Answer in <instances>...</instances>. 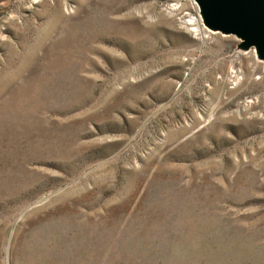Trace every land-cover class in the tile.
I'll use <instances>...</instances> for the list:
<instances>
[{
  "label": "rangeland",
  "instance_id": "rangeland-1",
  "mask_svg": "<svg viewBox=\"0 0 264 264\" xmlns=\"http://www.w3.org/2000/svg\"><path fill=\"white\" fill-rule=\"evenodd\" d=\"M196 17L0 0V264H264V67Z\"/></svg>",
  "mask_w": 264,
  "mask_h": 264
},
{
  "label": "water",
  "instance_id": "water-1",
  "mask_svg": "<svg viewBox=\"0 0 264 264\" xmlns=\"http://www.w3.org/2000/svg\"><path fill=\"white\" fill-rule=\"evenodd\" d=\"M202 26L209 32L234 36L252 48L264 63V0H194Z\"/></svg>",
  "mask_w": 264,
  "mask_h": 264
},
{
  "label": "bare ground",
  "instance_id": "bare-ground-1",
  "mask_svg": "<svg viewBox=\"0 0 264 264\" xmlns=\"http://www.w3.org/2000/svg\"><path fill=\"white\" fill-rule=\"evenodd\" d=\"M189 2H190V5H191V7H192V9L195 11V13H196V15H197V10H198V17H199V19H200V14H199V8L195 5V2H194V0H189ZM197 7V8H196ZM199 19L196 17V18H190L189 20H188V22H187V24H186V26L187 27H192V25L194 24V23H197L198 25H199ZM200 21H201V19H200ZM198 28V27H197ZM192 30H193V28H192ZM192 30H189L191 33L193 32ZM242 48H244V50H248V49H250V48H245V47H242ZM254 55H255V59L258 61V62H261L262 64H263V67H264V63H263V61H262V59L259 57L260 55H259V53L257 52V51H255L254 52ZM238 113V112H237ZM236 113V114H237ZM238 116V115H237Z\"/></svg>",
  "mask_w": 264,
  "mask_h": 264
},
{
  "label": "built area",
  "instance_id": "built-area-1",
  "mask_svg": "<svg viewBox=\"0 0 264 264\" xmlns=\"http://www.w3.org/2000/svg\"><path fill=\"white\" fill-rule=\"evenodd\" d=\"M199 25L202 26V25H201V22H199ZM202 28H203V26H202ZM203 30H204V29H203Z\"/></svg>",
  "mask_w": 264,
  "mask_h": 264
}]
</instances>
